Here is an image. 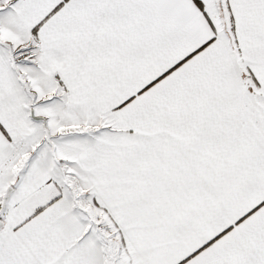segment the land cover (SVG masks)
I'll return each mask as SVG.
<instances>
[{
    "label": "snow or ice",
    "instance_id": "snow-or-ice-1",
    "mask_svg": "<svg viewBox=\"0 0 264 264\" xmlns=\"http://www.w3.org/2000/svg\"><path fill=\"white\" fill-rule=\"evenodd\" d=\"M0 264H264V0H0Z\"/></svg>",
    "mask_w": 264,
    "mask_h": 264
}]
</instances>
